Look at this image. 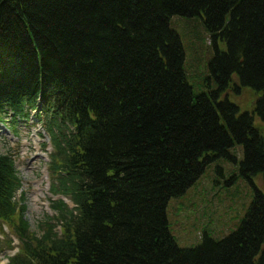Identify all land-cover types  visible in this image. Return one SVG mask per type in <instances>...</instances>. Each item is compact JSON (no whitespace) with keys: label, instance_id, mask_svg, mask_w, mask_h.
Listing matches in <instances>:
<instances>
[{"label":"trees","instance_id":"trees-1","mask_svg":"<svg viewBox=\"0 0 264 264\" xmlns=\"http://www.w3.org/2000/svg\"><path fill=\"white\" fill-rule=\"evenodd\" d=\"M175 15L199 16L210 33L209 94L194 95L186 80ZM234 75L261 93L252 112L221 98ZM40 95L52 191L77 206L59 202L61 236L38 237L24 206L16 211L14 164L0 156V219L23 240L12 264H264V189L253 183L264 184L254 126L255 115L264 122V0H0V100ZM235 144L254 189L245 216L221 239L178 246L168 201L212 162H236Z\"/></svg>","mask_w":264,"mask_h":264},{"label":"rangeland","instance_id":"rangeland-1","mask_svg":"<svg viewBox=\"0 0 264 264\" xmlns=\"http://www.w3.org/2000/svg\"><path fill=\"white\" fill-rule=\"evenodd\" d=\"M169 24L180 37L184 49V71L186 80L195 95L209 93L215 88L214 80L209 78V62L214 50L210 44V34L199 16H172ZM220 42V48H224ZM238 85L240 89H236ZM260 91L242 86L234 75L230 88L222 95L236 104L240 112L252 111ZM254 125L264 135V122L255 115ZM20 136L8 138L6 132L0 133V153L17 152L16 166L22 181L25 203V216L31 228H41L46 218L50 194L48 193L45 175L48 172L44 156L50 151L47 137H39L38 125L23 126L19 124ZM8 139V140H7ZM19 146L13 141H18ZM47 145L42 149V144ZM237 162L219 160L207 166L205 173L188 191L172 198L167 206V217L170 230L177 244L181 247H194L206 234L220 239L235 230L245 216L254 197L251 184L242 177L239 161L243 157L242 147L235 144L232 148ZM217 166L223 171L217 172ZM253 183L263 188L261 176ZM1 242L0 249L5 247ZM7 251H0V259Z\"/></svg>","mask_w":264,"mask_h":264},{"label":"bare ground","instance_id":"bare-ground-1","mask_svg":"<svg viewBox=\"0 0 264 264\" xmlns=\"http://www.w3.org/2000/svg\"><path fill=\"white\" fill-rule=\"evenodd\" d=\"M42 85H41V87H42ZM166 229H167V232L168 233H172L171 230H170V223H169V221L166 222Z\"/></svg>","mask_w":264,"mask_h":264}]
</instances>
